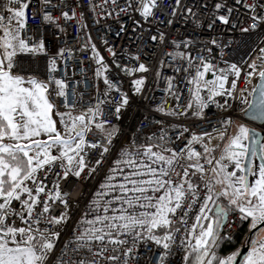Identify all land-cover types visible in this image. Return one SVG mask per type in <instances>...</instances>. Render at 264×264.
<instances>
[{"label": "snow or ice", "instance_id": "obj_1", "mask_svg": "<svg viewBox=\"0 0 264 264\" xmlns=\"http://www.w3.org/2000/svg\"><path fill=\"white\" fill-rule=\"evenodd\" d=\"M112 3L115 5L116 0ZM175 3L174 13L187 12L197 28L205 27L193 8L184 5L181 9V0ZM29 7L30 0L0 3V264H52L51 254L61 235L57 226L66 225L70 219L69 191L62 189L61 183L70 176L81 178L82 174L98 171L121 134L111 117L119 119L121 110L130 104L128 92L122 91L120 83L109 75L110 63L91 44L92 58L98 65L94 75L102 78L106 87L102 93L98 91L94 104L80 108L74 115L77 104L68 103V85L55 75L60 70L57 60H65V52L70 54L71 50L60 48L48 56L43 38L26 35ZM157 7V0H126L125 7L116 9L118 17L130 16V8L142 18L133 19L131 27L118 20L116 33L119 36L131 31L136 37V54L128 53L135 66L120 65L115 59L111 62L133 77L131 91L141 96L147 85L146 74L152 71L141 60L144 23H151ZM241 7L243 13L239 11ZM211 8L206 27L215 31V36L200 43L195 36L171 39V50L163 53L173 71L183 72L182 81L191 86L186 103H177L180 111L163 105L156 110L172 117L188 115L191 110L201 118L209 104L226 111L231 106L226 97L236 99L237 81L243 73L245 79H259L252 89L256 94L253 102L241 96V102L248 104L245 114L264 121V0H232L231 5L227 0H213ZM203 11H208L206 3ZM61 15L72 19L75 12L70 16L61 10ZM42 20L56 23L57 18L43 11ZM223 29L232 33L238 30L239 37H229ZM253 36L258 37V42L252 40ZM147 39L161 46L169 41L163 31L149 34ZM211 46L219 50V58H209ZM234 46L247 49L248 59L241 56L231 62ZM108 51L114 58L117 56L114 48ZM252 52L255 58L249 55ZM41 54L48 56L43 78L33 69L31 60ZM165 63L164 58L158 61L160 67ZM217 63L225 66L217 67ZM156 75H160L159 68ZM175 88L174 79L169 77L165 91L179 102V90ZM113 93L119 94V100ZM53 94L64 98L61 103L66 111L50 99ZM218 123V139L224 141L227 137L222 148L219 143H211L209 131L191 132L190 138L185 137L187 142L176 147L164 128L142 143L137 144L133 138L131 144L121 146L69 241L72 253L78 257L73 264H142L136 259L139 245L148 242L161 246L155 264H173L169 257L174 246L181 254L180 264H264V137L244 124H238L227 136L233 120L224 118ZM169 127L176 141L190 131L182 126L175 132V124ZM93 128L99 131L100 140L88 139ZM94 149L99 152L93 157ZM257 157L260 163L255 165ZM56 202L62 205L58 213L53 212ZM230 217L248 222L246 254L240 249L230 254L219 251L221 242L232 239L228 229L234 220ZM181 228L183 237L177 246L176 234ZM63 255L56 264H65Z\"/></svg>", "mask_w": 264, "mask_h": 264}, {"label": "built area", "instance_id": "obj_2", "mask_svg": "<svg viewBox=\"0 0 264 264\" xmlns=\"http://www.w3.org/2000/svg\"><path fill=\"white\" fill-rule=\"evenodd\" d=\"M251 2V0H248ZM3 3V0H0ZM208 5V11H203L204 4ZM213 0H181L180 8L184 5L193 8V11L197 13V16L202 22H205V27L197 28L193 22V17L187 12L181 14L180 10L174 13V9H177L175 0H157L158 7L154 9L155 16L151 19V23H144L145 44L143 47L144 55L141 60L148 63L152 69L147 73V85L145 87L143 95H137L131 91L130 81L133 77L125 75L119 71L115 64L111 62L115 59L116 63L120 65L135 66V60L133 56L136 54V37L131 31L123 33L119 36L116 35L120 23V20L125 26L131 27L132 20H141L139 12H134L132 9H128L129 15L120 14L117 16V6L125 7L126 0H116V4L112 3V0H51L50 3H44V0H30V7L27 10L28 16V29L26 35H33L34 37H40L45 40L48 56L54 55L60 48L70 49L71 53L65 52V60H57L59 71L55 74L57 78H62L66 81L68 87L66 89L68 93V103H76L77 108L73 114H78L80 108H86L89 104L96 102V96L102 93L105 89L102 78H97L94 73L98 65L95 63L93 53L90 45L95 44L96 50L105 57V60L110 63L111 71L110 77L114 81H118L122 88V91L128 92L130 96V104L125 109L121 110V116L119 119L115 115L111 117V122L117 125L121 134L118 139L114 140L112 151L105 154L106 159L96 173L90 175H83L81 178L69 177L68 180L62 181L61 188L69 191L70 219L66 225L57 226L61 235L55 242V248L51 254L52 264H56V261L62 253L65 264H73L78 257L72 253L71 244L69 241L72 239L73 232L78 227V221L83 214L89 210L91 200L94 198L96 191L99 190L100 184L104 181L105 174L110 165L113 164L114 158L117 155V150L121 146H128L135 138L136 143H142L147 136L153 134L159 135V130L164 128L168 132V136L175 142L176 147H181L187 142L185 137L190 138L191 132L197 134L209 131L212 136V144H220L221 148L223 144L227 143V137L224 141L218 139V131L221 130V124L218 123L221 119L231 118L233 123L228 129L227 136H231L236 123L244 124L246 127L260 131L264 133V125L255 124L249 122L245 118V113L248 110V104L241 102V96L246 98L249 103L253 100L252 89L259 83L258 77L250 78V80L244 78V74L240 80L237 81L236 99L226 97L230 100L231 106L225 111L219 108L216 104H209L208 108L204 110L203 117H197L192 114L190 110L188 115H181L179 117H172L165 113L157 111V107L163 105L166 109H176L177 103L183 105L186 103V97L188 96L190 85H186L182 81L184 75L183 72L177 73L172 69V63L167 61V58L163 57L165 50H171V39L190 38L195 36L198 43L206 42L209 36H215L217 33L212 29L206 27V21L210 18V12L213 10L211 5ZM229 5L232 4V0H227ZM35 8L38 11L33 13L32 9ZM61 10L68 11L72 16L73 11L75 16L72 19H65L61 15ZM43 11L50 12L57 18L56 23H49L42 20ZM239 11L243 13L245 10L241 7ZM108 13H111L109 15ZM171 19L172 23L168 24L167 21ZM60 28L64 31L61 32ZM110 29V30H109ZM139 31V29H137ZM160 31L167 34L169 41L165 45L161 46L157 42L147 39V35H156ZM227 36L239 37V31L232 33L228 29H223ZM90 37V39H89ZM253 41L258 42V37L253 36ZM107 41V44L105 43ZM114 48L117 56L114 58L108 51V48ZM212 47V52L209 53V58H219L220 52L215 46ZM235 48V46H234ZM227 51V50H226ZM247 49L235 48L231 55V62L239 60L241 56L245 60L248 59V55H245ZM128 53H132L133 56H129ZM195 54V53H194ZM255 58V52L249 53ZM48 56L41 54L39 57H32V67L36 73L40 74L43 78V74L46 71V64ZM164 58L166 63L163 67H160L158 61ZM229 57H225L228 59ZM214 63H216L214 61ZM257 64L260 61L257 60ZM217 67H224L223 64H216ZM159 68L160 75L157 76V70ZM137 76L141 75L139 73ZM172 77L175 81L176 88L179 90L180 100L176 101L173 95H170L165 91L166 80ZM211 78V74H209ZM230 79H232L230 77ZM54 87V86H53ZM75 89V91H73ZM51 91V89H50ZM115 99L119 100V94L113 93ZM101 98L102 95H101ZM53 102L60 106L61 111H66L62 106L63 97L53 96L50 97ZM220 100V98H217ZM167 101L166 104H163ZM223 101L221 100V103ZM157 121H163V124L156 123ZM175 124L177 127L175 132H179L181 127H188L189 133H185L179 141H176L174 130L169 125ZM215 128L217 131H213ZM89 140H100V133L93 128V131L88 135ZM207 139V138H206ZM101 143L103 141L101 140ZM194 147L198 151H202L199 144H195ZM220 149H217L216 154H219ZM99 149L92 150L93 157ZM207 167V165H206ZM229 170H232L231 168ZM87 171V170H86ZM242 174V173H238ZM50 179L55 177L49 176ZM51 185L49 184V190ZM62 209V205L56 202L53 212L58 213ZM191 215V214H190ZM234 220L231 228L228 229L233 235L241 225V221L238 217H230ZM191 223V220H190ZM162 234V233H158ZM183 237V228L181 232L176 234L177 246L180 244V240ZM173 250V255L169 257V260L173 264H180L181 254ZM151 249V251H149ZM161 246H157L154 242L142 243L139 245V255L137 260L142 264H155Z\"/></svg>", "mask_w": 264, "mask_h": 264}, {"label": "trees", "instance_id": "obj_3", "mask_svg": "<svg viewBox=\"0 0 264 264\" xmlns=\"http://www.w3.org/2000/svg\"><path fill=\"white\" fill-rule=\"evenodd\" d=\"M249 233L248 222L244 221L241 223L240 228L232 235V239L230 241L227 240L226 244L235 251L246 243Z\"/></svg>", "mask_w": 264, "mask_h": 264}, {"label": "water", "instance_id": "obj_4", "mask_svg": "<svg viewBox=\"0 0 264 264\" xmlns=\"http://www.w3.org/2000/svg\"><path fill=\"white\" fill-rule=\"evenodd\" d=\"M255 93H254V95H253V100H252V102L254 101V99H255ZM248 111V110H247ZM245 118H246V120L247 121H249V122H252V123H255V124H259V125H264V121H262V120H259V119H254L251 115H246L245 114ZM249 129H251V128H249ZM252 130H254V129H252ZM255 132H257V133H259L260 134V136H262V137H264V133H262V132H260V131H257V130H254ZM258 138V137H257ZM253 163L255 164V163H260V161H259V158L257 157V158H255L254 160H253ZM249 240V235H248V239H247V241ZM241 252L243 253V254H246V252H247V247H246V243L241 247Z\"/></svg>", "mask_w": 264, "mask_h": 264}, {"label": "rangeland", "instance_id": "obj_5", "mask_svg": "<svg viewBox=\"0 0 264 264\" xmlns=\"http://www.w3.org/2000/svg\"><path fill=\"white\" fill-rule=\"evenodd\" d=\"M55 111V110H54ZM54 119H56L57 121H59V117L57 116H53ZM239 123H236L235 126H234V129H233V132L236 130V126L238 125ZM57 127L58 128H61L62 130V126L59 125V123L57 124ZM233 134V133H232ZM227 240L221 242V245H220V249L219 251L221 252V254H230L233 250L231 249V247L229 245L226 244ZM241 249V248H239Z\"/></svg>", "mask_w": 264, "mask_h": 264}, {"label": "crops", "instance_id": "obj_6", "mask_svg": "<svg viewBox=\"0 0 264 264\" xmlns=\"http://www.w3.org/2000/svg\"><path fill=\"white\" fill-rule=\"evenodd\" d=\"M255 165H258L257 163ZM250 179H252V177H250Z\"/></svg>", "mask_w": 264, "mask_h": 264}]
</instances>
